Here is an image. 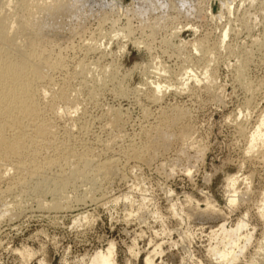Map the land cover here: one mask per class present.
<instances>
[{"label":"rangeland","instance_id":"374dc122","mask_svg":"<svg viewBox=\"0 0 264 264\" xmlns=\"http://www.w3.org/2000/svg\"><path fill=\"white\" fill-rule=\"evenodd\" d=\"M8 1L0 0V10ZM197 4L198 11L170 10L173 19L158 29L162 13L142 21L128 12L135 29L128 40L118 32L126 26L124 16L111 25L102 21L109 7L86 0L80 5L82 30L70 33L77 23L64 22V38L45 46L43 60L60 63L49 72L51 88H68L81 103L73 122H57L58 147L69 140L65 147L88 152L96 162L114 156L117 172L109 179L93 177V199L78 208L72 202L74 211L39 213L37 201L48 204L54 198L46 191L51 184L34 191L43 181L25 187L11 169L0 181V209L19 204L21 212L0 217V264H87L109 247L114 264H264V144L258 141L247 150L264 110V0H235L228 10L215 0ZM102 73L108 80L100 86L96 81ZM145 80L163 88L154 102ZM119 86L126 95H116ZM110 108L123 114L115 131L105 126ZM174 111L187 116L163 127L174 135L168 150L148 165L127 157V149L143 146L146 131ZM112 134L121 137L107 149ZM44 150L38 163L57 157L55 149ZM69 168L64 167L68 175ZM56 169H48L42 180L58 174ZM75 182L65 193L83 198L91 181ZM112 196L121 199L116 203ZM230 196L234 204L228 203ZM80 212L87 216L76 222L72 217ZM239 222L246 229L230 246L232 260L221 262L213 252L229 248L221 228Z\"/></svg>","mask_w":264,"mask_h":264},{"label":"bare ground","instance_id":"6f19581e","mask_svg":"<svg viewBox=\"0 0 264 264\" xmlns=\"http://www.w3.org/2000/svg\"><path fill=\"white\" fill-rule=\"evenodd\" d=\"M84 1L86 0H9L5 3V9L0 10V181L4 176L11 173L12 171H9L12 169L21 176L19 177L14 173L21 178L23 181L21 184L23 186H29L31 181H35V183L39 180L43 181L41 182V184L43 183L42 186L33 183L35 186L31 187H33L32 190L34 191L47 189V186L51 184L49 187L52 188L50 189L48 187L46 191L54 198L50 203L48 202V204L37 201L39 213L61 211V209H68V211L71 212L73 210L70 205L72 202H74L75 207L78 208L79 204L92 197V191H94V186H96V179H93V177L97 178V176L102 175L101 178H104L103 176L108 178L117 172L116 166L118 164V158L114 160L112 159L114 156H109V158H111L107 159L108 157H106L105 160L103 156L102 162L100 159V161L96 162L94 161L95 158H92L93 155L88 152L83 154L78 153V155L74 153L75 151L73 152V147L69 146L72 149H68L67 146L65 147V143L69 140L65 143H63L64 141L60 142L64 144L62 147H58L60 145L57 140H55L57 139L55 138L57 122L60 120H64L65 122L70 120L73 122L74 119L72 114L77 112L76 110L81 103H79L80 101L78 102V97L74 96L76 93L72 95L74 97L70 95L68 88H66L67 90H65V88L58 90H53L54 88H51L52 80H50L49 72L54 68H60V63L56 62L54 65H51L45 62L42 57L46 45L52 44L56 39L64 38L61 36L65 25L64 22L75 20L77 23L78 29H75L77 31L75 32L73 29L70 33L76 34L82 30L84 26L83 18L85 10L84 7L80 5H82ZM91 1L98 4L103 3L111 10L108 16L102 19V21L110 20V24L115 26L120 16L126 18V26L119 28L118 32L128 40H130L135 32V29L127 19V14L130 11L138 14L142 21L151 14L156 15L155 12L162 13L161 17L156 19L158 21H156L155 27L159 28L161 25L167 24L170 19H173L171 15L168 14L170 10L180 13L181 11H193L198 8V0ZM215 1L222 10L230 9L235 2V0ZM135 4H137V6ZM176 30L178 29H174V31ZM176 34L177 33H173L174 39L177 37ZM134 44L139 45L136 41ZM89 46L92 47L91 44H89ZM197 48H199V44L196 45L195 50ZM157 68L158 67L155 66L154 69L157 70ZM80 71H83V69H80ZM107 74L108 73H102L97 81L94 79L96 84L98 83L100 86H103L108 80ZM96 84H93V88ZM144 85L150 89V93L153 95L151 96L153 102L156 101V99H158L157 96L159 93H162L163 88L157 83H148L146 80ZM96 87L99 86L96 85ZM97 90H99V88ZM115 93L119 96L126 95L121 86L116 89ZM47 112L50 113L49 116L52 117L51 119H45L44 116H46L45 113ZM122 115L120 109L111 110L110 108L107 111V122L105 126L108 127V130L110 129V131H112L114 129L113 131H115V129L118 130V128H121L123 124ZM186 116L187 114L183 111H174L173 116L169 118L171 120L166 119V121H164L165 117H163L161 120L162 122L160 121L161 124L158 123V125L146 131L145 138L147 140L145 139V144L143 146H140V148L132 147L131 149H127L129 150L127 152V157L135 162H141L140 164H151V161L158 157L159 154H163L165 150H168L174 136L171 133L165 132L166 130L163 129V127L173 126L179 123V121L184 120ZM255 128V134L249 137L250 140L247 146L249 152L258 141L264 144V110L257 118ZM119 132L120 131L116 133L119 134ZM182 134L183 133H180L179 136H183ZM116 135L112 134V138L110 137L111 140L106 145L107 149L121 137L119 135L117 138ZM66 138L70 139V134L69 137L66 136ZM54 141L57 142L58 145L54 146ZM63 146L65 148H63ZM51 148L55 149V152L52 154L56 153L54 155L57 157H54V155V158L45 159L44 157L45 160L42 163L43 157L41 156V162L38 163V160H40L38 156L41 155L40 150L45 149L44 151H46ZM72 158L76 160V162L69 164L70 159L73 161ZM8 166L11 168H8ZM54 167L58 168L56 169L58 170V174L51 177L53 174L50 173V178H48L47 175V178L42 180V175L46 173L48 169ZM64 167H66V169L70 167L69 175L65 173ZM89 173L92 179H89ZM78 179L91 181V183L89 182L91 184L90 189L87 190L83 198L75 195L72 197L67 196L65 193L66 189L71 182L76 183L75 181ZM234 182V180H230L229 185L232 186ZM25 187H23V189ZM46 191H44V193H46ZM119 197L112 196L111 201H119ZM228 203H235L231 196L228 199ZM5 205H2L5 207L4 209H0V217L4 216L6 213L10 214V212H13L14 215L21 212H19V210H21L19 204H16L13 208ZM16 208L17 211L15 210ZM86 216V213L80 212L75 214L72 218L78 222L79 220L85 219ZM221 229L225 237L228 238L229 248L226 247L222 251L213 252L216 253L221 262H230L232 260V248L230 249V246H235V244H237L235 241H239L241 232L246 229V224L239 222L229 230L223 227ZM250 237L251 236L247 234L242 240H245V243L249 242ZM243 249L245 250V246L238 250L244 251ZM87 264H114L112 249L109 247L105 252L94 253Z\"/></svg>","mask_w":264,"mask_h":264}]
</instances>
